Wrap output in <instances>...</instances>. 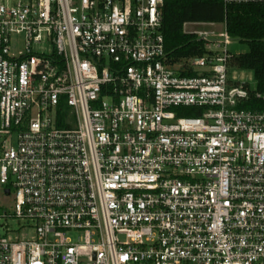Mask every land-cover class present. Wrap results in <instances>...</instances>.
Listing matches in <instances>:
<instances>
[{
	"label": "built area",
	"instance_id": "1",
	"mask_svg": "<svg viewBox=\"0 0 264 264\" xmlns=\"http://www.w3.org/2000/svg\"><path fill=\"white\" fill-rule=\"evenodd\" d=\"M162 3L0 0V185L31 230L0 264H264V110L225 21L177 57Z\"/></svg>",
	"mask_w": 264,
	"mask_h": 264
},
{
	"label": "trees",
	"instance_id": "2",
	"mask_svg": "<svg viewBox=\"0 0 264 264\" xmlns=\"http://www.w3.org/2000/svg\"><path fill=\"white\" fill-rule=\"evenodd\" d=\"M161 32L164 47L174 56L201 54V41L183 34L181 26L186 21H225L231 39L247 44L245 53L234 55L230 64L251 69L255 88L239 104L246 110H264V4H231L223 6L218 0H163L161 5ZM259 94V96H256ZM181 114L199 115L193 107H175Z\"/></svg>",
	"mask_w": 264,
	"mask_h": 264
},
{
	"label": "rangeland",
	"instance_id": "3",
	"mask_svg": "<svg viewBox=\"0 0 264 264\" xmlns=\"http://www.w3.org/2000/svg\"><path fill=\"white\" fill-rule=\"evenodd\" d=\"M16 0H9V3L14 2ZM190 29L200 28L195 26H190ZM216 30L221 29L220 23H217L214 27ZM229 52L232 56L238 55L240 53H245L248 50L247 44L245 42H241L235 39H230L228 44ZM228 77L235 82H243L245 83L250 90L255 88V80L253 76V72L251 69L247 68H238L231 64L228 65ZM188 115V114H184ZM10 187V193L7 194L4 192V187L0 185V236H27L31 230L26 229L23 231L17 232L20 228V225L25 224L24 221H20L14 218L13 214V191L14 188L8 184ZM5 214V216H2Z\"/></svg>",
	"mask_w": 264,
	"mask_h": 264
},
{
	"label": "water",
	"instance_id": "4",
	"mask_svg": "<svg viewBox=\"0 0 264 264\" xmlns=\"http://www.w3.org/2000/svg\"><path fill=\"white\" fill-rule=\"evenodd\" d=\"M6 193H8V190H6Z\"/></svg>",
	"mask_w": 264,
	"mask_h": 264
}]
</instances>
